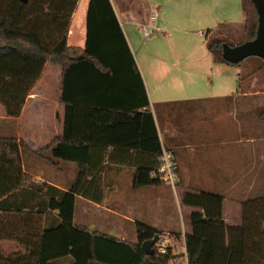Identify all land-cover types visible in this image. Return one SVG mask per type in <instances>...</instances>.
Segmentation results:
<instances>
[{"label":"crops","instance_id":"crops-1","mask_svg":"<svg viewBox=\"0 0 264 264\" xmlns=\"http://www.w3.org/2000/svg\"><path fill=\"white\" fill-rule=\"evenodd\" d=\"M90 1L78 2L68 32L69 47L85 48ZM110 1L140 76L130 69V59L126 60L127 64L116 66L114 76L111 72L105 78L76 72L68 81V102H63V69L47 63L18 118H9L0 105V137L16 138L22 145L23 171L36 184H48L68 192L79 168L93 169L94 176L101 178L103 184V201L95 204L77 197L74 215L78 201L92 203L94 211L107 216V226L111 225V216L131 224L133 239L128 241L120 236L119 232L124 233L121 228H113L117 232L115 236L100 231L95 224L83 228L136 244V226L143 224L178 239L186 260L185 238L192 233L191 216L200 209L183 204L185 193L222 195L223 217L228 226H241L242 203L260 196L250 197L251 188L248 194L244 192L245 185L264 183L261 124L254 112L244 107L245 101H253L255 97L241 92V73L236 74V93L234 82L219 80L216 86L211 82L209 95L195 77L189 76L184 82L175 76V71L159 68L154 70V75L148 74L136 55L126 24L141 22L148 36L152 30L147 22L157 21L156 17L147 20V5L139 0ZM214 61L218 63L217 59ZM152 82L155 86L150 89ZM86 83L90 85L88 90L82 88ZM148 101L161 146L172 151L177 162L180 183L175 196L182 203L181 220L164 217L162 203L167 193L160 190L165 185L134 188L137 168L154 164V156L141 149L142 144L147 148L149 143L148 127L141 117L137 119V114L148 110ZM67 104L70 106L68 127ZM89 107L108 110L110 116L103 118L99 110L89 115ZM59 145L64 146L62 152L68 160L53 155ZM151 148H154L152 144ZM88 153L89 160L81 162Z\"/></svg>","mask_w":264,"mask_h":264},{"label":"trees","instance_id":"trees-1","mask_svg":"<svg viewBox=\"0 0 264 264\" xmlns=\"http://www.w3.org/2000/svg\"><path fill=\"white\" fill-rule=\"evenodd\" d=\"M78 2L0 0V105L9 118L21 115L47 63L63 69V102H68V81L76 72L114 76L116 66L130 59V69L140 76L110 0L90 1L85 48L68 46L69 27ZM242 6L245 35L241 44L253 41L258 31L253 1L242 0ZM225 44L230 45L220 40L209 44L208 49L218 61L230 64L222 57ZM82 88L88 90L90 85L83 84ZM146 107L148 110L137 114L149 130L148 146L142 144L141 149L154 156V164L137 168L135 189L161 183L156 173L162 146L149 101ZM89 108V115L99 110ZM69 111L67 104V127ZM99 112L105 119L110 116L108 110ZM21 147L16 138L0 137V242L16 241L23 247L10 256L0 252V264H169V255L144 253L142 244L161 234L143 224L136 226V244L74 225L77 197L102 203L101 178L94 176L93 169L81 167L68 192L36 184L23 171ZM62 147L57 146L53 155L68 160ZM89 154L81 162L88 161ZM182 202L200 209L192 214V233L185 238L188 264H264V196L242 203L241 226L225 223L224 198L220 194L185 193Z\"/></svg>","mask_w":264,"mask_h":264},{"label":"rangeland","instance_id":"rangeland-1","mask_svg":"<svg viewBox=\"0 0 264 264\" xmlns=\"http://www.w3.org/2000/svg\"><path fill=\"white\" fill-rule=\"evenodd\" d=\"M139 1L147 5L145 15L147 20L151 16L156 17L157 21L149 19L147 22L145 19L152 30L151 34L148 36L145 34L143 25L139 21L126 24V28L136 55L147 73L154 75V70L159 68V70H167L166 72L175 71V76L184 82L189 76L195 77L202 87H205L207 95L212 89L211 82L216 86L219 80H225L228 83L234 82L233 92L236 93L238 89L236 74L241 73L243 84L241 92L246 96L255 97L253 101H245L244 107L254 112L261 124L259 126L261 136L264 137V61L258 57H250L237 65L222 61L215 63L216 56L214 54L211 56L206 50L209 44L220 40L227 41L232 46L244 41L245 12L242 0ZM125 4L128 5L127 2ZM122 6L125 8L124 4ZM203 33H206L207 37H204ZM153 86H155L153 82L149 83L150 89ZM197 89L199 88L197 87ZM186 91L191 90L186 89ZM246 114L244 113V115ZM162 187L160 191L167 193L162 203L164 217L181 220L182 203L180 204L175 196L178 190L175 192L165 188V186ZM245 188L244 192L247 194V190L251 188L249 190L250 197L264 196V183L245 185ZM93 207L92 203L78 201V210L72 223L81 225V227L95 224L100 231L113 236L117 234L115 231L121 228L124 229L122 231L124 233L119 232L120 236L132 241L131 224L123 218L111 216V225L107 226L109 225L107 224V216L99 215ZM94 214H96L95 218L93 217ZM93 218L94 220H92ZM160 234L161 238L170 240V255L172 257L170 264H185L183 254H181L180 241L169 236L168 233L161 232ZM22 250L23 247L16 241L0 242V252L4 256H10Z\"/></svg>","mask_w":264,"mask_h":264},{"label":"water","instance_id":"water-1","mask_svg":"<svg viewBox=\"0 0 264 264\" xmlns=\"http://www.w3.org/2000/svg\"><path fill=\"white\" fill-rule=\"evenodd\" d=\"M26 1V0H23ZM258 13V31L253 41L245 42L238 46H223V59L230 64H240L250 57H258L264 61V0H252ZM159 240V235L147 240L142 244V249L146 255H155L154 247Z\"/></svg>","mask_w":264,"mask_h":264},{"label":"built area","instance_id":"built-area-1","mask_svg":"<svg viewBox=\"0 0 264 264\" xmlns=\"http://www.w3.org/2000/svg\"><path fill=\"white\" fill-rule=\"evenodd\" d=\"M203 36L206 37V33H203ZM156 174L158 176V179L163 185L169 187L173 191L177 190V187L179 186L180 183V178L178 174V166L175 160V155L172 151L164 147L162 148L160 164ZM169 242L170 240L168 241L164 238H161V236H159V240L154 247L155 254L161 256H167V255L171 256L170 255L171 246L169 245ZM171 261L172 259L170 260V262ZM185 264H188L187 257L185 260Z\"/></svg>","mask_w":264,"mask_h":264}]
</instances>
